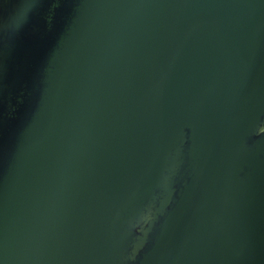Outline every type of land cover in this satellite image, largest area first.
<instances>
[{
    "label": "water",
    "instance_id": "obj_1",
    "mask_svg": "<svg viewBox=\"0 0 264 264\" xmlns=\"http://www.w3.org/2000/svg\"><path fill=\"white\" fill-rule=\"evenodd\" d=\"M0 264H264V0H0Z\"/></svg>",
    "mask_w": 264,
    "mask_h": 264
}]
</instances>
